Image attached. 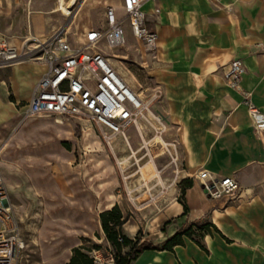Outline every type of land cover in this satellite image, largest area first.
Segmentation results:
<instances>
[{"label": "crops", "instance_id": "0c3cea01", "mask_svg": "<svg viewBox=\"0 0 264 264\" xmlns=\"http://www.w3.org/2000/svg\"><path fill=\"white\" fill-rule=\"evenodd\" d=\"M58 4V0H25L20 18L22 26L15 35L18 37L0 40L7 39L21 46L29 30L40 39L50 38L63 26L57 15L59 12H55ZM114 8L121 12L123 0ZM144 12L149 27L158 33L154 54H147L156 58L150 73L164 90L163 107L157 110L170 124L168 138L179 143L183 162L181 175L183 179H193L194 185L182 196L189 213L185 214L184 205L176 194L154 218L157 226L154 228L158 232L149 229L142 241L162 243L192 222L209 216V221L231 242L218 233L206 236L202 243L209 250L208 254L186 238L185 246L176 247L175 252L145 251L134 264H264V256L247 255L252 253L253 244H261L264 249V219H261L264 217V135L256 133L247 108L242 104V92H252L254 103L264 112L263 1L145 0ZM234 60H242L246 66L240 90L229 88L224 77L223 68ZM111 62L137 94L148 98L137 90L126 72L112 59ZM46 72L47 66L39 63L0 68V147L12 133L15 149L33 142L50 145L43 152H30L31 156L21 163L26 167H20L26 171L20 172L22 175L16 178L17 183L11 182L18 218L26 221L28 208L39 199L43 179L47 177L52 181L54 168L69 173V177L63 179L68 181L72 191L67 199L70 207L51 210L48 220L52 222L58 211L65 219L67 231L55 233L53 239L46 237V234L52 236L50 230L43 232L40 239L33 237L25 249L32 247L29 249L36 253L38 261L30 263L24 249L23 263L68 264L74 249L98 240L104 243L111 264H114L100 214L119 205L125 215L122 204L118 198H113V205L104 207L107 184L94 183L92 176H78L72 166L71 143L77 140L79 125L86 123L66 118L58 122L51 116L25 118L26 105ZM202 171L209 172L213 178H236L240 184L239 193L232 198H210L196 178ZM124 231L135 239L140 227L127 221ZM233 244H245L249 253L220 257L226 246ZM98 245L102 250L94 251L93 256L100 264L104 246ZM210 252L214 254L212 260Z\"/></svg>", "mask_w": 264, "mask_h": 264}, {"label": "built area", "instance_id": "2783aa9c", "mask_svg": "<svg viewBox=\"0 0 264 264\" xmlns=\"http://www.w3.org/2000/svg\"><path fill=\"white\" fill-rule=\"evenodd\" d=\"M144 3L145 0H123L121 12L108 7L106 25L91 28L83 41L70 39L69 25L59 28L48 39L29 33L22 39L21 46L1 39L0 68L20 63L47 66V72L26 105L25 118L51 116L58 122L64 118L79 119L91 124L109 146L122 137L131 149L128 135L132 140L137 137L140 151L134 155L131 150L133 166L140 169L143 160L148 158L158 169L156 158L164 154L167 158L165 167H173L172 181L175 185L182 174L183 162L178 141L168 138L171 129L167 118L154 109L161 94H154L149 99L137 94L101 48V45L109 49L125 46L126 20L144 48L150 50L156 46L158 33L147 23ZM69 13L64 15L69 17L72 11ZM154 52L152 50L148 54ZM223 72L228 87L240 90L246 73L244 62L234 60L223 68ZM242 98L256 133L264 135V112L254 103L253 93L243 91ZM156 148L161 150V154H153ZM196 178L202 182L204 192L213 199L233 197L240 191L239 181L234 177L213 178L209 172L202 171ZM25 247L21 222L6 184L0 149V264H24Z\"/></svg>", "mask_w": 264, "mask_h": 264}, {"label": "rangeland", "instance_id": "374dc122", "mask_svg": "<svg viewBox=\"0 0 264 264\" xmlns=\"http://www.w3.org/2000/svg\"><path fill=\"white\" fill-rule=\"evenodd\" d=\"M24 1L25 0H0V38L6 37L14 39L15 37H18L15 35H17L21 28L20 26H22L20 25V18L22 3ZM120 1L121 0H77L74 3L73 0H66V6L72 11V14L69 17H66L63 12H59L57 15L59 16L60 22L63 23V26H70V39L73 41H83L87 34L86 27H88L87 29L89 30L90 28L105 26V14L107 8L119 7ZM124 30L127 39L124 47L109 49L106 48L105 45H101V48L106 51L110 59L115 62L119 69H122L123 72L128 74V77L133 80L137 90L145 95V97L149 98L151 95L157 93H160L161 97H163L164 90L156 83L150 73V68L156 61V58L154 55L143 53V47L134 37L128 20L125 21ZM29 33L30 30L28 34ZM161 102L162 99L156 102V105L154 106L155 110L163 107V103ZM79 126L80 127L77 129V132L79 133H76L77 140L71 143V152H73L74 156L72 166L76 168L78 176H82V178H85V176H92L94 183L102 182L107 184L109 195L111 196L112 194L114 199L118 198L120 200L125 212V218H127L130 223L140 227L141 233L139 237L141 239L148 236L147 232L151 228L155 230L154 232H158V230L156 231V228H154L157 227L156 224L154 225V218L171 203L172 197L176 194H179V198H183L184 191L181 186L182 182L186 179H183L181 175L173 189L159 187L154 191L155 196L150 198L149 201L143 202V199L141 198L140 200H142V203L140 204L138 202L134 205L135 203L130 198L127 184L130 189H133L137 183L134 179L125 181V178L139 169L136 166H133L134 159L131 158L132 152L130 147L122 137H118L114 143L109 146L99 134L95 132V129L91 124L86 123ZM88 129H92L95 133V142L93 145H90L89 141H86L85 139V131ZM83 130H85L84 133ZM139 142L140 140L137 137H134L133 140L131 139L132 147L134 149H136L137 146L139 147ZM12 145L13 133L7 137L5 144L0 147V149H5L4 152H2V167L10 193L12 192L10 188L11 182L13 184L17 183L16 178L22 175L20 172L26 171L20 168L22 166L26 167L21 164L23 159H28L31 154L30 152H43L50 148V145L45 142H33L30 146H18L16 149L13 148ZM153 154L159 155L161 154V150H157L156 148ZM139 155L141 156L142 153ZM166 159L167 158L164 154L156 158L158 169H163L165 167L167 162ZM148 162V158H146L141 165L144 166ZM147 172L150 174L151 170L147 169ZM52 177V181L47 177L43 179V185H41L38 196L39 199L37 203L35 202L30 208H28L30 211H28L26 221H22L19 218L26 244H31L33 237L40 239L42 233H45L47 230H50V233H53L52 236L51 234H46V237L50 239L54 238L53 236L55 233L63 234V231H67V224L64 223L65 219L58 215V211L52 222H49L48 220L52 211H56L59 208L62 210L63 208L70 207V203L67 199L72 195V191L68 185V181L63 179V177H69V173H62V171L54 168ZM55 180L59 182L60 188L56 185ZM49 182L53 183L52 186H50ZM11 201L14 205L15 203L12 194ZM103 201L105 202L103 206L106 207L107 193H104ZM261 219H264V217ZM94 244H103L104 246V243H101L98 240L94 241ZM87 245L89 247L94 246L92 243ZM261 246V244H253L251 248L252 253L247 255L253 258L264 256V249L262 250ZM29 248L31 249L32 247ZM29 248H26L24 251V255L29 256V259L26 258L30 263L38 261V257L35 255L36 253H32ZM247 251L249 253V250L245 249V244H233L231 246H226V249L220 254V257H231L236 253L245 256V252ZM94 254L95 252H92V255ZM213 256V252H210V260H212ZM99 262L100 264L112 263L109 251H107L105 246L100 255Z\"/></svg>", "mask_w": 264, "mask_h": 264}, {"label": "trees", "instance_id": "16d2710c", "mask_svg": "<svg viewBox=\"0 0 264 264\" xmlns=\"http://www.w3.org/2000/svg\"><path fill=\"white\" fill-rule=\"evenodd\" d=\"M79 133V132H77ZM194 185L193 179H186L182 182V190ZM184 205L185 214L189 213V207L183 198H180ZM209 216L192 222L188 227H184L177 231L173 236L169 237L162 243H155L153 241L144 240L139 237L140 233L135 239L130 238L124 231V226L128 219L125 218L119 205L113 209L104 211L100 214V219L106 241L110 244L113 254L114 264H134L142 253L145 251H171L175 252L178 246H185V239L194 241L202 250L209 254V250L202 243V240L208 236H213L214 233L220 234L225 240H228L220 230L209 221ZM199 238V239H198ZM93 247L85 246L73 250V257L68 264H97L96 258L92 255L94 251H101L102 247L98 244H93Z\"/></svg>", "mask_w": 264, "mask_h": 264}, {"label": "bare ground", "instance_id": "6f19581e", "mask_svg": "<svg viewBox=\"0 0 264 264\" xmlns=\"http://www.w3.org/2000/svg\"><path fill=\"white\" fill-rule=\"evenodd\" d=\"M74 0L73 2L75 3ZM59 4L55 12H63V14H70L69 8L66 6L67 2L66 0H58ZM88 27H86V31L88 33ZM156 50V46H152L150 50H147L143 47V53L148 54V52ZM85 139L86 141H89L90 145H93L95 142V133L92 129H88L85 131ZM130 136L128 135L129 144L131 146V150L136 155L140 151V146L136 149L132 147ZM147 169L151 170V173L148 174ZM173 176V167L167 166L163 169H157L155 164L153 162H148L144 166H141V168L137 171H134L133 173L129 174L126 178V180L134 179L135 187L133 189H130V187L127 184V189L130 195L131 200L135 203H142L140 200L143 199V202L149 201L150 198L154 197V191L160 188H167L170 189L174 187V182L172 181ZM128 183V182H127ZM102 187V185H101ZM108 194V193H107ZM114 197L108 195L107 196V206H110L114 199ZM116 200V199H115ZM113 205V204H112ZM164 219V218H163ZM162 219V220H163ZM212 244V243H211Z\"/></svg>", "mask_w": 264, "mask_h": 264}, {"label": "water", "instance_id": "95a60500", "mask_svg": "<svg viewBox=\"0 0 264 264\" xmlns=\"http://www.w3.org/2000/svg\"><path fill=\"white\" fill-rule=\"evenodd\" d=\"M203 189H204V187H203Z\"/></svg>", "mask_w": 264, "mask_h": 264}]
</instances>
